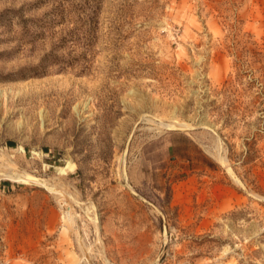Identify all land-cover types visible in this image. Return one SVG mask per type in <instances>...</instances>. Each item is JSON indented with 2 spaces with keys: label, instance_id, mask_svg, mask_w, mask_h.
Segmentation results:
<instances>
[{
  "label": "rangeland",
  "instance_id": "obj_1",
  "mask_svg": "<svg viewBox=\"0 0 264 264\" xmlns=\"http://www.w3.org/2000/svg\"><path fill=\"white\" fill-rule=\"evenodd\" d=\"M0 264H264V0H0Z\"/></svg>",
  "mask_w": 264,
  "mask_h": 264
},
{
  "label": "bare ground",
  "instance_id": "obj_2",
  "mask_svg": "<svg viewBox=\"0 0 264 264\" xmlns=\"http://www.w3.org/2000/svg\"><path fill=\"white\" fill-rule=\"evenodd\" d=\"M166 127H172L173 124L172 123H163ZM154 130V129H153ZM203 147L208 151V146L207 145H203ZM219 150V148H218ZM221 153V152H220ZM223 155V156H222ZM217 158L220 162L225 164V158H224V154L222 153L221 155H217ZM5 161V160H4ZM228 163V162H227ZM3 164V163H2ZM2 167V166H1ZM61 167H58V169H60ZM2 175H4V177H6L9 180L12 181H19V182H26L27 179L29 178H34L32 175L29 174H25V175H19V174H15L14 172L7 170V171H3Z\"/></svg>",
  "mask_w": 264,
  "mask_h": 264
}]
</instances>
